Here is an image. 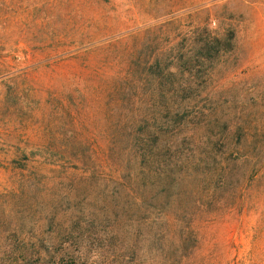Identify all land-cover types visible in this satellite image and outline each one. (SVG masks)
I'll list each match as a JSON object with an SVG mask.
<instances>
[{
	"label": "trees",
	"instance_id": "16d2710c",
	"mask_svg": "<svg viewBox=\"0 0 264 264\" xmlns=\"http://www.w3.org/2000/svg\"><path fill=\"white\" fill-rule=\"evenodd\" d=\"M192 32L184 43L169 39L163 25L102 42L82 39V53L73 57L82 59L83 70L74 74L85 84L88 106L98 104L101 129L97 137L81 136L72 126L74 111L56 98L57 112L67 118L60 125L71 127L52 137L47 163L63 189L25 176L19 226L0 233V264H89L86 242L108 252L110 264H184L197 246L199 203H186L187 183L218 177L232 188L225 203L214 201L240 206L249 179L243 149L230 135L213 132L210 114L194 111L214 60L232 49V36ZM65 98L74 102L71 90ZM62 204L67 207L59 209Z\"/></svg>",
	"mask_w": 264,
	"mask_h": 264
},
{
	"label": "rangeland",
	"instance_id": "374dc122",
	"mask_svg": "<svg viewBox=\"0 0 264 264\" xmlns=\"http://www.w3.org/2000/svg\"><path fill=\"white\" fill-rule=\"evenodd\" d=\"M153 25L180 41L202 28L232 36V49L214 60L194 111L210 114L213 132L230 135L243 149L249 179L234 209L214 201L225 203L232 184L209 175L187 183L186 203H199L197 246L184 264H264V0H0V233L19 226L25 176L63 189L47 163L52 137L71 127L60 125L67 118L57 112L56 98L74 111L72 126L81 136L97 137L101 129L98 104L88 106L85 84L75 75L83 70L82 59L73 57L82 53V39L102 42ZM69 90L74 102L65 98ZM205 167L212 172L214 164ZM33 193L32 186L26 189L27 196ZM95 247L86 242L87 262L110 264L112 256Z\"/></svg>",
	"mask_w": 264,
	"mask_h": 264
}]
</instances>
